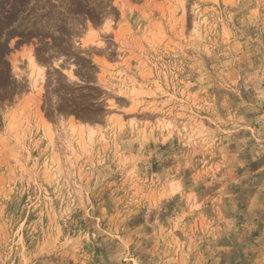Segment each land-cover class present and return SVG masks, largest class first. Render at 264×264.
Instances as JSON below:
<instances>
[{"label":"rangeland","instance_id":"374dc122","mask_svg":"<svg viewBox=\"0 0 264 264\" xmlns=\"http://www.w3.org/2000/svg\"><path fill=\"white\" fill-rule=\"evenodd\" d=\"M0 264H264V0H0Z\"/></svg>","mask_w":264,"mask_h":264},{"label":"bare ground","instance_id":"6f19581e","mask_svg":"<svg viewBox=\"0 0 264 264\" xmlns=\"http://www.w3.org/2000/svg\"><path fill=\"white\" fill-rule=\"evenodd\" d=\"M32 63H33V60H32ZM33 67H36L35 65H34V63H33ZM34 72L35 73H33L35 76H37V78H39V76H41V70H40V68L38 67H36V68H34Z\"/></svg>","mask_w":264,"mask_h":264}]
</instances>
